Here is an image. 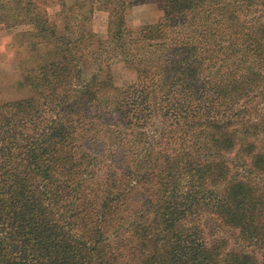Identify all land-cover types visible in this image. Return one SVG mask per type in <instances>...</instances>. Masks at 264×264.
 Wrapping results in <instances>:
<instances>
[{"label": "trees", "instance_id": "16d2710c", "mask_svg": "<svg viewBox=\"0 0 264 264\" xmlns=\"http://www.w3.org/2000/svg\"><path fill=\"white\" fill-rule=\"evenodd\" d=\"M149 1L0 0L48 52L0 101V264H264V0Z\"/></svg>", "mask_w": 264, "mask_h": 264}, {"label": "rangeland", "instance_id": "374dc122", "mask_svg": "<svg viewBox=\"0 0 264 264\" xmlns=\"http://www.w3.org/2000/svg\"><path fill=\"white\" fill-rule=\"evenodd\" d=\"M43 1V0H39ZM161 0H150L148 3L135 6L127 14V24L137 28L155 23L163 14ZM46 2V1H44ZM44 2H36L41 9L47 10L51 19L55 18L58 8H50ZM109 14L96 11L91 22L92 31L101 39L108 33ZM29 27L18 26L7 29L0 23V101L11 102L32 96L30 88L22 86L24 73L36 67L42 59L48 57L47 49H41L39 54L31 53V45L27 44L28 37L24 33ZM114 84L119 88H126L135 82L134 72L126 69L122 63L115 62L112 66Z\"/></svg>", "mask_w": 264, "mask_h": 264}]
</instances>
